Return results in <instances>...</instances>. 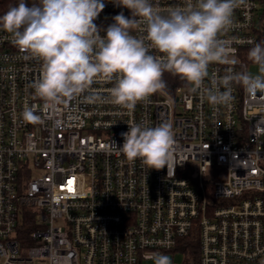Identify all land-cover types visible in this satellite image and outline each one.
<instances>
[{
  "label": "built area",
  "instance_id": "1",
  "mask_svg": "<svg viewBox=\"0 0 264 264\" xmlns=\"http://www.w3.org/2000/svg\"><path fill=\"white\" fill-rule=\"evenodd\" d=\"M104 2L99 28L131 16ZM188 2L153 0L163 14ZM232 20L220 38L235 63L210 64L195 93L182 80L132 111L111 102L105 81L92 85L95 103L91 92L46 103L30 87L41 62L25 60L0 29V264H146L176 252L184 264H264V91L234 83L228 104L206 99L213 79L259 66L248 52L264 42V0H247ZM132 34L145 35L143 26ZM28 107L39 122L23 119ZM164 121L175 139L164 168L117 149L128 126Z\"/></svg>",
  "mask_w": 264,
  "mask_h": 264
},
{
  "label": "clouds",
  "instance_id": "2",
  "mask_svg": "<svg viewBox=\"0 0 264 264\" xmlns=\"http://www.w3.org/2000/svg\"><path fill=\"white\" fill-rule=\"evenodd\" d=\"M130 10L113 17L101 29L95 23L105 8L104 0H19L0 15V29L11 35L12 44L24 59L41 62L39 77L30 84L35 94L50 105L65 104L86 96L90 103L102 97L92 85L105 81L111 102L132 111L138 102L167 88L165 73L178 76L192 93L204 87L213 63H235L228 41L220 38L232 24L234 10L247 0H189L166 14L153 0H112ZM143 26L145 35L133 30ZM104 35H101V32ZM248 59L260 66L261 75L228 71L206 99L213 105L228 104L232 85L241 84L252 93L264 91V42L252 41ZM161 55H154L150 50ZM221 86L223 91H221ZM23 119L39 122L33 107L25 108ZM119 152L130 162L140 160L149 169L160 170L173 156V124L164 121L154 127L133 124L121 133ZM154 264H172L168 255L154 254Z\"/></svg>",
  "mask_w": 264,
  "mask_h": 264
},
{
  "label": "trees",
  "instance_id": "3",
  "mask_svg": "<svg viewBox=\"0 0 264 264\" xmlns=\"http://www.w3.org/2000/svg\"><path fill=\"white\" fill-rule=\"evenodd\" d=\"M18 2L19 0H0V15L6 13L10 7L15 6L16 4H18ZM26 2L32 4L37 3L38 0H26ZM163 79L166 81L167 88L175 87L182 83V80L178 76H173L170 73H165ZM31 230V227L27 228L25 234L27 236L30 235Z\"/></svg>",
  "mask_w": 264,
  "mask_h": 264
},
{
  "label": "rangeland",
  "instance_id": "4",
  "mask_svg": "<svg viewBox=\"0 0 264 264\" xmlns=\"http://www.w3.org/2000/svg\"><path fill=\"white\" fill-rule=\"evenodd\" d=\"M110 18H111V14L103 15L102 21L109 24ZM250 74L251 75H261L260 66H253L250 69ZM168 256L170 257L172 264H184V262L186 260L185 255L183 253H180V252L170 253ZM146 264H154V261L147 262Z\"/></svg>",
  "mask_w": 264,
  "mask_h": 264
}]
</instances>
